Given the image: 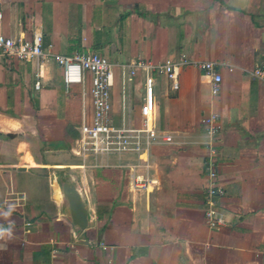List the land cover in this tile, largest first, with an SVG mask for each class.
Returning <instances> with one entry per match:
<instances>
[{"label":"crops","instance_id":"obj_1","mask_svg":"<svg viewBox=\"0 0 264 264\" xmlns=\"http://www.w3.org/2000/svg\"><path fill=\"white\" fill-rule=\"evenodd\" d=\"M0 13V33L29 39L40 31L52 54L94 52L113 63L185 55L226 65L216 97L198 71L180 73L163 129L185 145L152 150L139 174L156 183L132 192L126 170L70 168L83 164L71 149L89 100L76 88L65 92L54 62H43L35 90L39 64L0 60V229L11 230L0 241V264H264V81L250 76L264 67V0H0ZM158 98L157 87L159 121ZM210 112L221 126L219 201L236 218L217 233L203 220L208 152L198 144ZM60 151L76 162H53ZM122 159L101 163L134 160ZM52 176L82 195L85 230L59 216Z\"/></svg>","mask_w":264,"mask_h":264},{"label":"built area","instance_id":"obj_2","mask_svg":"<svg viewBox=\"0 0 264 264\" xmlns=\"http://www.w3.org/2000/svg\"><path fill=\"white\" fill-rule=\"evenodd\" d=\"M1 20V13H0ZM15 59L26 63L39 64L34 89L42 88L43 62L52 60L59 68L65 92L76 88L81 98L89 100V118L83 112L77 129L78 138L71 149L72 154L82 161L80 169L120 168L126 170L130 185L136 190L148 189L156 181L145 174H139L148 167V157L155 145H185L178 142L165 129H156L158 123L156 90L158 81L169 84V91L179 90V75L182 70L192 68L208 80L211 97L221 92L222 69L220 62L197 61L180 55L152 63L143 58L128 62L113 63L94 52H75L72 55L52 54L43 48V35L34 31L29 39L23 35L11 38L0 33V60ZM118 74V88L115 91V75ZM254 80L264 81V67L250 72ZM138 80L141 87L136 88ZM141 95V98H140ZM116 98L115 105L112 104ZM137 100L138 103H135ZM140 118V127H134L132 115ZM204 141L198 144L208 152L204 163L203 220L212 232H222L232 224L230 216L219 198L223 187L219 180L217 135L220 132L219 116L210 112L203 118ZM119 161L123 157L135 158V163L103 164L109 157ZM80 190V188H79ZM30 223L25 224V233L30 232ZM3 238H0L2 241Z\"/></svg>","mask_w":264,"mask_h":264},{"label":"rangeland","instance_id":"obj_3","mask_svg":"<svg viewBox=\"0 0 264 264\" xmlns=\"http://www.w3.org/2000/svg\"><path fill=\"white\" fill-rule=\"evenodd\" d=\"M4 35H6V34L4 33ZM143 59L146 60V61H150L152 63H157V61H154L152 59H148V58H143ZM184 70H182L181 72H183ZM114 75H115V88H114V90L116 91L117 88H118V81H119V79H118V74L115 72V70H114ZM164 82H161L160 83V81H158V91H159L158 106H159V110H160V118H159V121H158V123L156 125V129L166 128L168 126V124L170 122V119H171V113L169 112L168 107L170 106V100H172L173 98H175V96L173 97V95L176 94V92L173 93V92L169 91V84H168V82L167 81H164ZM179 83H180V81H179ZM139 86H140V84L138 83L137 86H136V88H139ZM166 93H168V94L166 95ZM207 93H208V91H206V94ZM54 95L56 97L57 104H60L66 98L65 95L63 94L62 89H59V88L57 89L56 92H54ZM115 102H116V98L113 99L112 104L115 105ZM135 103H138L137 100L135 101ZM170 108H171V106H170ZM76 112H77V110L75 108V113ZM68 117H71L73 119V121H75L74 115H73V117L72 116H68ZM77 118H78V115H77ZM132 119H133V125H134V127H140V118L138 117V115L136 113H133ZM75 122L78 125L81 124L80 123L81 122L80 110H79V118ZM200 124L202 125V118H201V123ZM220 130H221V126H220ZM176 141H178V140H176ZM186 144H187V142H186ZM161 147H168V146H166V145H155L153 147V150L154 149H157V148H161ZM181 147H184V145H182ZM123 158H132V157H123ZM109 159H110L109 162H111V163H117V162L118 163H126V161H124L123 159H120V161H119L114 156L109 157ZM52 161L53 162H59V163H65V164H70V163L76 162V160H74L72 158L71 154L69 152H66V151H60L57 154V156L55 157V159H53ZM135 162H136L135 161V158L132 161H128V163H135ZM59 168H66V167H59ZM67 174H68V170H66V172H65V175L66 176H67ZM19 177H17V178H18L19 181H21V179H19ZM43 199H44L46 208L51 207L50 206V203L48 201V192H47V189H45V191H44ZM235 219L236 218L233 215V220H235Z\"/></svg>","mask_w":264,"mask_h":264},{"label":"water","instance_id":"obj_4","mask_svg":"<svg viewBox=\"0 0 264 264\" xmlns=\"http://www.w3.org/2000/svg\"><path fill=\"white\" fill-rule=\"evenodd\" d=\"M8 137H14V135L9 134ZM62 182L63 192L68 204L70 215L67 222L70 224L73 231H83L88 227L89 224L87 205L73 182L70 180Z\"/></svg>","mask_w":264,"mask_h":264},{"label":"bare ground","instance_id":"obj_5","mask_svg":"<svg viewBox=\"0 0 264 264\" xmlns=\"http://www.w3.org/2000/svg\"><path fill=\"white\" fill-rule=\"evenodd\" d=\"M71 169H78L79 167H70ZM130 190L132 192H136V191H142V190H146V189H140V190H136L133 188L132 184L130 185ZM51 192H52V197L53 200L56 202L57 204V208L59 211V216L63 219H65L66 221L69 219V208H68V204L67 201L65 199V195L63 192V182L61 181V179L58 176H52L51 177Z\"/></svg>","mask_w":264,"mask_h":264},{"label":"clouds","instance_id":"obj_6","mask_svg":"<svg viewBox=\"0 0 264 264\" xmlns=\"http://www.w3.org/2000/svg\"><path fill=\"white\" fill-rule=\"evenodd\" d=\"M5 234L8 235L9 238H11V230L10 229H0V238H3Z\"/></svg>","mask_w":264,"mask_h":264},{"label":"trees","instance_id":"obj_7","mask_svg":"<svg viewBox=\"0 0 264 264\" xmlns=\"http://www.w3.org/2000/svg\"><path fill=\"white\" fill-rule=\"evenodd\" d=\"M206 160V159H205Z\"/></svg>","mask_w":264,"mask_h":264}]
</instances>
